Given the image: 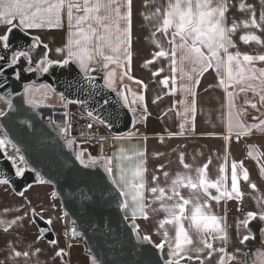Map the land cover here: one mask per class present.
<instances>
[{
  "label": "snow or ice",
  "instance_id": "6c2138e0",
  "mask_svg": "<svg viewBox=\"0 0 264 264\" xmlns=\"http://www.w3.org/2000/svg\"><path fill=\"white\" fill-rule=\"evenodd\" d=\"M147 7V5H146ZM261 11L257 14V5L248 3L246 0H239L238 5L235 0H169L167 7H156L151 13V17H146L154 21L156 32L170 37L168 40L171 45L170 50H164L163 46L157 43L159 50L152 53L151 59H145L142 67L154 64L158 59L169 60L172 73L177 71L181 74V92L184 99L179 101L182 108L175 112L179 117L180 131L169 133L170 136L193 135L195 132V113L198 103V88L200 77L209 69H215L219 77L218 86L223 88L226 93V103L229 113L226 132L219 139L223 142L221 151L223 152V163L215 178L209 175V166L212 159L209 158L202 166L193 167L192 164L185 162V152L178 153V161L181 171H177L174 176L168 172H163L165 186H160L159 177L152 175V183L155 186L146 187L147 169V149L135 153V167H124L120 164L113 165L112 157H94L82 149L75 154V160L79 161L83 168L89 169L101 164L107 177L110 178L111 185L118 192V206L124 213V220H131V227L136 230L139 244H150L158 252L162 264H228V259H232L227 251L230 239L233 236V225L228 221V202L241 201L243 203L244 193L242 183L255 190L257 184L253 182L250 170L245 166L244 160L235 158L230 159V146L235 142L240 143L241 137H251L256 131L264 134V54H249L236 49L233 35L243 29H255L264 34V0H260ZM234 12L248 14L242 21L232 19L229 22V15ZM135 17V0H0V26L5 31L0 34V52L9 55H0V61H6L13 69L20 68L23 73L39 72L47 74L54 66L70 67L72 64L79 66L86 78L92 80L90 73L105 70L103 77L105 87L113 89L116 83L117 71L119 80L123 83L134 82L140 91L129 88L125 92H117V96L123 101L120 107L127 108L135 117L133 127L144 123L150 116L146 104V92L148 84L143 78H136L134 72V52L133 43ZM67 24L68 39L63 47H56L54 51L63 57L62 60H51L42 58L39 62H33L31 52L34 48L42 46L48 50L49 45L43 43L42 36L33 35V32L43 30L62 29ZM14 31L23 32L28 36L29 47L26 50H13L11 38ZM155 35V32L153 33ZM245 44L255 42L264 48V38L254 33L245 34L240 37ZM28 67H23L24 62ZM93 62L99 67H93ZM260 62L259 67L256 66ZM114 65L115 67H110ZM190 66L191 71L185 72V66ZM3 69H0L2 72ZM164 72L161 67L157 71L151 72L152 77L159 78ZM226 72V76H225ZM16 79L21 76L13 72ZM157 83L164 89H168L170 84L175 83L174 76L158 79ZM4 82L0 81V89L4 87ZM212 85H209L211 88ZM244 94L243 102L237 108L238 92ZM231 89V90H230ZM39 89L24 88V95L27 97L25 103L30 108L37 106L35 93ZM207 91V89L205 90ZM47 90L43 91L46 98ZM251 93V97H249ZM174 91L165 92L164 95H175ZM6 101L7 111L0 110V120L5 121V126L12 130L29 133L34 141L41 142L43 133L35 128V125H28V121L33 117L28 115V109L16 107L10 97L0 96ZM60 99L67 104L81 103L80 101L67 100L61 94ZM163 96L157 95L152 99V104L162 101ZM105 104L107 101L104 102ZM65 105V106H66ZM176 105L167 110L172 113ZM236 109V111H234ZM249 109L259 113L252 116L253 123H247L246 117ZM165 113V115H167ZM88 117H93V112L87 113ZM68 113H65L67 118ZM101 124L110 122L104 120ZM31 127L32 131H29ZM92 129L93 125H87ZM71 125L68 124L62 131H68ZM83 135V132H82ZM133 135V133H129ZM103 140V137H100ZM147 138L145 137V140ZM160 142H164V137H160ZM11 143L7 137L0 139V150H4L7 144ZM74 141L69 139L66 145L72 148ZM13 147H15L13 145ZM255 147V145H253ZM264 147V145H261ZM19 152V149H16ZM155 156H163V153L156 152ZM249 158L256 159L259 164V176L264 178V158L254 156L253 151H248ZM87 158V163L85 162ZM12 164L14 175L17 180H24L30 171L26 166H19L14 156L8 157ZM121 161L132 162L133 157L121 155ZM19 162L27 165L24 156H19ZM164 165H160L163 170ZM119 178H116V174ZM195 173V175H193ZM39 184H45V180L37 172L33 176ZM0 185L7 189L4 195L7 196L16 188V182L7 178L0 179ZM11 185V188L8 186ZM30 188V184L25 185ZM190 190L186 196L185 191ZM2 191V190H0ZM111 189L98 186L95 190L89 189V195L85 196L83 206L94 200L110 203L106 194H110ZM150 192L152 199L149 201L145 193ZM19 197H25L24 191H16ZM53 197L56 193L52 194ZM84 195V193H81ZM209 201H214L216 206L222 208L223 214L217 216L213 212V206ZM223 202V204L221 203ZM158 204V207L155 205ZM32 205L31 200H21L19 206L11 218L0 219V247L4 252L0 253L2 259L0 264H34L33 257H37L35 264H39L38 257L43 254V249L38 244L47 240L53 246V264H70V255L74 251L73 244L68 243L66 247H59L57 239L51 238V231L57 222L62 219L60 216L49 215L47 219L38 213ZM3 207L5 215L11 212V207ZM55 208V204L52 205ZM260 211H247L242 219L235 222V233H242L239 243L241 245L256 240L257 236L252 231L264 235V201L260 202ZM166 216L160 220L159 228L164 229L165 225H170L175 230L174 237L169 236V232H163V239L156 244H152L150 235L140 236V220L149 221V211L157 213L161 211ZM37 219L44 222V227L38 229L31 241V227H34ZM75 223V222H73ZM185 223L188 227L185 228ZM195 232L199 236L198 241H193L189 232ZM66 240L80 238L82 235L76 227L62 230ZM112 247L122 248L123 243L119 239L113 240ZM34 249V251H33ZM67 249V250H66ZM90 251V250H89ZM136 255L139 259L122 262V264H152L150 253L147 249L138 250ZM226 257L228 259H226ZM83 264H102L95 256L89 261L88 256L84 257ZM121 264V262H117Z\"/></svg>",
  "mask_w": 264,
  "mask_h": 264
},
{
  "label": "crops",
  "instance_id": "0c3cea01",
  "mask_svg": "<svg viewBox=\"0 0 264 264\" xmlns=\"http://www.w3.org/2000/svg\"><path fill=\"white\" fill-rule=\"evenodd\" d=\"M169 0H135V17H134V34L133 43L135 45L134 52V72L132 73L136 78H143L144 82L148 84V90L146 92V104L148 106L150 116L148 119L141 124H138L130 131L133 135L129 133L117 137V139L111 140L110 153L106 156L113 158V165L115 170V165L120 164L124 167H135V153L137 151H144L147 149V173H146V187L155 186L152 183V175L159 177L160 186H165V177L163 172H168L170 176H174L177 171H181V166L178 161V153L180 151L185 152V162L192 164L193 167L202 166L209 158L212 159V164L209 166V175L215 178L218 173L219 167L225 163L223 160V152L221 151L223 142L219 137L226 132L227 122L229 119V113L226 103V93L223 88L218 86L219 77L216 74L215 69H209L208 72L204 73L200 77L201 83L198 88V103L196 106L195 113V132L193 135L185 136H170L169 133H178L180 131L179 124L180 119L175 115V112L180 110L182 106L179 104L181 99H184V94L181 92V74L177 71L175 74L172 73L170 69V62L167 59L160 58L154 64L147 67H142L145 59H151L152 53L159 50L157 48V43L163 46L164 50L168 51L171 48L168 40L170 37L164 36L163 34L156 32L154 21L146 19V17H151L152 11L156 7H167ZM175 2V0H173ZM248 3H253L257 5V14L261 11L259 7L260 0H246ZM238 5L239 0H235ZM147 5V7H146ZM248 14H243L239 12H234L229 15V22L232 19L237 21H242L247 18ZM5 31V28L0 26V34ZM155 32V35L153 33ZM68 29L65 23L64 28L58 30H43L42 32H33V35L39 34L42 36L43 43L49 45V49L46 51L48 59L51 60H62L63 57L57 54L54 49L56 47H63L64 43L68 39ZM254 33L256 35H261L259 30L255 29H243L241 28L233 35V41L236 44V49H230V51L239 50L241 52H247L249 54H264V48L255 44V42H250L249 44L243 43L240 39L242 35ZM257 67L261 66L260 62H257ZM79 67V66H78ZM93 67H99L93 62ZM110 67H115L111 65ZM161 67L164 68V72L159 78L152 77L151 72L157 71ZM185 72L191 71L190 66H185ZM105 75V70H100ZM117 78L114 88L118 92H125L127 90L124 85L127 84L129 88L133 90L140 91L141 89L134 82L127 81L126 79L123 83L119 80L120 69H116ZM175 78V83L170 84L168 89H164L160 84L157 83L158 79H163L165 77ZM226 76V72H225ZM209 85H212L209 88ZM207 89V91H205ZM231 90V89H230ZM174 91L175 95H164L165 92ZM237 96V108L242 104L244 94L239 93L238 88ZM157 95L164 97L162 101H158L157 104H152L151 101ZM251 97V93L248 94ZM176 108L172 113H167V110L173 105ZM53 107V106H50ZM55 107V106H54ZM77 109V108H76ZM236 111V109H234ZM167 113V115H165ZM259 113L254 110L249 109V115L245 118L247 123H253L252 116H257ZM135 121V117H134ZM134 124V122H133ZM164 137V142H160V137ZM145 137L147 138L145 140ZM255 145V147H253ZM264 134L256 131L251 137H241L240 143L235 142V137H233V143L230 146L231 156L230 159L235 158L238 160H244L245 166L250 170L253 182L257 184V189L253 190L242 183V192L244 193L243 203L241 201H230L228 202V221L233 225V236L230 239L229 245L227 246V251L229 256H245L248 259L249 264H264V235H261L253 227L252 231L256 234V240H250L245 244L241 245L239 239L242 233H235V222L242 219L246 215L247 211H256L259 213L260 202L264 201V178L259 176V164L256 159L249 158L247 156L248 151H253L254 156L264 158ZM163 153V156H155L154 153ZM127 156L133 157L131 163L127 160L121 161L119 157ZM105 156V157H106ZM164 165L163 170H160V165ZM195 175V173H193ZM116 178H119L117 172ZM30 188H25V197H19L13 190L8 192L7 196L4 192L7 189L0 185V205L4 207H11V212L7 215L3 212V207H0V219L11 218L12 214L15 212L17 206L20 205L21 200H31L32 205L30 207H35L38 213H41L45 219L49 215L56 217L60 216V219L55 228L52 229L54 234V239L59 242V247H66L68 243L73 244L74 251L70 255V264H83L85 256H88L89 261L92 255L87 251L86 245L79 241V238H74L71 240H66L63 237L62 230L66 227L70 230L74 225L71 223L69 218L63 213L61 209L60 200L57 196L53 197V186L49 183L39 184L37 182L30 184ZM8 188H11L10 185ZM190 190L185 191V195L189 194ZM146 198L150 201L152 199V194L150 192L145 193ZM213 206V212L220 216L223 214L222 208L216 206L214 201H209ZM223 204V202H221ZM55 204V208L52 205ZM158 207V204L155 205ZM124 215H129L130 213H124ZM166 216L165 213L161 211L157 213H152L149 211V221L140 220L141 224L140 236L150 235L152 238V243H159L163 239V232L167 230L170 237H174L175 230L170 225H165L164 229L159 228V222ZM131 221V220H129ZM188 225L185 223V228ZM264 227V224L261 225ZM38 226L35 224L31 227V235L29 240L31 241L38 231ZM136 231V230H135ZM190 237L193 241H198L199 236L190 231ZM2 243V242H0ZM37 246L43 249V254L38 257L39 264H53V255L51 250L53 246L48 244L47 240H44L41 244ZM67 250V249H66ZM34 251V249H33ZM4 252V248L0 247V253ZM0 255V259H2ZM227 258V257H226ZM37 257H33L35 261ZM62 264V262H60Z\"/></svg>",
  "mask_w": 264,
  "mask_h": 264
},
{
  "label": "water",
  "instance_id": "95a60500",
  "mask_svg": "<svg viewBox=\"0 0 264 264\" xmlns=\"http://www.w3.org/2000/svg\"><path fill=\"white\" fill-rule=\"evenodd\" d=\"M11 44L13 50H26L29 47L28 36L23 32L14 31ZM46 51L42 46L34 48L31 52L33 62L46 58ZM0 55L9 54L0 52ZM26 66L28 63L25 61L23 67ZM0 69H3L0 72V81L5 85L0 89V95L10 97L16 107L28 109V115L33 117V120L28 121V125L34 124L35 128L43 133L41 142L37 143L29 133L12 130L5 126V121L0 120V128L9 141L20 150L28 162L24 166L30 169L24 180H17L8 156L0 150V179L14 180V192L23 191L26 184L35 183L33 176L37 172L49 181L60 200L63 213L82 234L80 237L84 239L87 251L102 264H122L139 259L136 252L145 249L150 253L152 264H162L157 250L150 244H139L136 231L131 227L132 222L123 219L124 212L118 206V192L111 185L110 178L101 164L89 169L83 168V165L75 160V148L67 147L66 142L61 139V127L46 123L41 116L40 107L30 108L24 98L25 84L44 83L59 98L63 94L67 100L80 101L81 103L75 104L83 113L87 115L92 111L94 115L91 118L99 122H110L111 127L107 126V123L103 125L113 135L121 136L133 129L134 117L127 108L120 107L123 101L117 96L118 91L105 87L104 76L100 70L90 73L93 79L89 80L76 64L70 67L54 66L47 74L23 73L22 69H13L6 61H0ZM14 71L20 74V79L13 75ZM29 131H32L31 127ZM98 186L111 189L110 194H106V198L111 202H97V198L83 206L85 196L90 194L88 190H95ZM36 224L38 228L44 227V222L39 219ZM50 235L54 239L53 231ZM114 238L122 241V248L112 247Z\"/></svg>",
  "mask_w": 264,
  "mask_h": 264
},
{
  "label": "built area",
  "instance_id": "2783aa9c",
  "mask_svg": "<svg viewBox=\"0 0 264 264\" xmlns=\"http://www.w3.org/2000/svg\"><path fill=\"white\" fill-rule=\"evenodd\" d=\"M65 113H67V111H65L63 107H54L53 112L43 119L46 123L59 125L61 130L66 125H71V128L68 131H62L61 139L65 142L72 137H75L81 147L86 149L90 147L97 156L105 157L110 153L112 133H110L103 124L93 118H89L88 115L79 109V107H77L76 112V116H79V120L75 122L76 124H74L69 115L65 118ZM60 115L64 116V120H60L58 117ZM89 123L93 125L92 129L87 127ZM100 137H103L104 139L101 140ZM79 241L85 244L82 237L79 238ZM230 257H232V259L226 258L228 259V264H249L248 259L245 256L231 255Z\"/></svg>",
  "mask_w": 264,
  "mask_h": 264
},
{
  "label": "rangeland",
  "instance_id": "374dc122",
  "mask_svg": "<svg viewBox=\"0 0 264 264\" xmlns=\"http://www.w3.org/2000/svg\"><path fill=\"white\" fill-rule=\"evenodd\" d=\"M105 83V81H104ZM29 87V88H35V89H39L41 91H37L35 93V98L37 99L38 103H37V106L40 107V108H45V107H50V106H55L57 108H59L61 105L62 107L64 108L65 111H67L68 115L70 116V118H72L74 124H76L75 122L79 120V116L77 117L76 116V112H77V105L75 103H71V104H67L66 105V102H62L61 99L56 95L54 94L51 89L45 85L44 83H38V84H25L24 87ZM44 90H47L46 92V98L45 96L42 94ZM2 96V95H0ZM24 98L25 100L27 99V97H25L24 95ZM66 105V106H65ZM7 109V104H6V101L3 100V99H0V110H6ZM6 135L4 134V132L2 131V129L0 128V139L2 138H5ZM117 137H120V136H116V135H113L111 136V139H117ZM8 139V138H7ZM73 141H74V148L76 150V152L82 150V149H86V148H83L81 147L79 144H78V140L75 138V137H72L71 138ZM9 140V139H8ZM16 147H13V144L12 143H9L5 146V149L3 150L5 152V154L9 157V156H14L16 157L17 159V164L19 166H24L22 164H20L19 162V156H21V152L19 150V152L16 151ZM88 151V154H90L91 156H94V157H100V156H97L96 154H94L93 150L88 147L86 149ZM108 157V156H106ZM85 162H87V159H85Z\"/></svg>",
  "mask_w": 264,
  "mask_h": 264
},
{
  "label": "trees",
  "instance_id": "16d2710c",
  "mask_svg": "<svg viewBox=\"0 0 264 264\" xmlns=\"http://www.w3.org/2000/svg\"><path fill=\"white\" fill-rule=\"evenodd\" d=\"M54 110V107H45V108H40V113L43 118H46L48 115H50ZM60 120H64V116L60 115L58 116Z\"/></svg>",
  "mask_w": 264,
  "mask_h": 264
},
{
  "label": "flooded vegetation",
  "instance_id": "af4514ba",
  "mask_svg": "<svg viewBox=\"0 0 264 264\" xmlns=\"http://www.w3.org/2000/svg\"><path fill=\"white\" fill-rule=\"evenodd\" d=\"M46 58L48 59V56H47V54H46ZM26 67H28V66H26ZM25 88V87H24Z\"/></svg>",
  "mask_w": 264,
  "mask_h": 264
}]
</instances>
